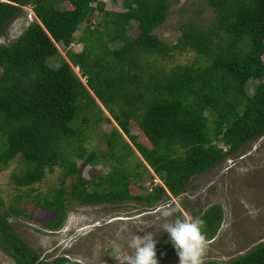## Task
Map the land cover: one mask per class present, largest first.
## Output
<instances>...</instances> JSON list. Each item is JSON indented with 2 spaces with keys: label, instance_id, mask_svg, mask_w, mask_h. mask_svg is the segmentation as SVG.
<instances>
[{
  "label": "trees",
  "instance_id": "16d2710c",
  "mask_svg": "<svg viewBox=\"0 0 264 264\" xmlns=\"http://www.w3.org/2000/svg\"><path fill=\"white\" fill-rule=\"evenodd\" d=\"M62 2L70 8L53 5ZM205 4L214 22L205 28L180 23L174 43L167 45L153 30L164 20L169 0H121L118 12L103 10L99 0H0V34L22 7L28 6L32 15L12 41L0 43V168L13 158L21 162L22 168L9 176L16 187H30L44 171L61 168L58 187L30 197L36 209L50 215L43 227L60 226L68 199L80 205L128 199L126 187L141 173L153 175L159 184L148 190L136 185L142 193L133 198L136 202L153 209L179 198L182 207L191 178L264 134V0ZM94 13L101 14L100 20L91 28L84 25L75 39L80 49L59 58L56 47L70 45L78 25ZM130 22L139 30L134 37L127 35ZM113 43L117 46L109 48ZM185 50L206 62L167 71L155 67L144 79L139 74L142 56L161 59ZM56 57L58 67H49L46 59ZM72 68L80 70L83 82ZM248 79L256 80L250 94L244 90ZM102 110L108 116H100ZM88 119L114 123L100 133L104 149L96 153L83 147ZM129 122L147 148L135 143ZM95 158L106 171L86 187L89 181L80 179L74 162L91 164ZM70 175L74 182L65 195L61 184ZM221 215L215 203L193 214L205 221L207 241ZM0 251L14 264H78L62 256L39 258L12 232L2 211ZM161 254L178 256L168 234L156 243L159 264ZM204 259L205 264H264V241L225 261Z\"/></svg>",
  "mask_w": 264,
  "mask_h": 264
},
{
  "label": "rangeland",
  "instance_id": "374dc122",
  "mask_svg": "<svg viewBox=\"0 0 264 264\" xmlns=\"http://www.w3.org/2000/svg\"><path fill=\"white\" fill-rule=\"evenodd\" d=\"M99 1L103 4V10L121 11V0ZM53 5L59 9L70 8L67 2ZM27 15H30V11L28 6H24L19 14L4 25L0 34L1 44L12 41L22 31L29 21ZM100 16L101 14L94 13L78 25L72 35L71 44L65 48L56 47L58 57L64 60L65 51L77 52L80 44L76 43L75 39L81 28L84 25H88L89 28L95 26ZM183 22L205 28L214 22V14L205 4V0H169L164 20L153 33L159 40L171 45L178 35L177 25ZM127 26V35L136 36L139 30L135 23L130 22ZM115 46H117L115 43L108 44L109 48ZM58 57L48 58L45 62L49 67L56 68L59 64ZM261 58L264 65V55ZM205 62L206 60H201L188 50L172 51L170 55L161 59L142 56L139 60V74L144 79L146 73L153 72L155 67L167 71L174 65H190L194 68ZM72 71L83 82L76 68H72ZM255 82L256 80L252 79L246 81L244 90L247 94L252 92ZM100 116L108 115L102 110ZM90 121L87 120L90 126L85 130L83 147L86 152L96 153L104 149L100 133L107 132L114 123L99 121L92 124ZM129 124V131L134 135L135 143L147 148V142L134 123ZM74 165L80 179L89 181L86 187L93 186L106 171V166L99 158H95L91 164H82L81 160L76 159ZM20 168L22 164L17 158H13L6 166L0 168V211L7 214V222L12 232L44 261L62 256L78 264H118L113 257L114 248L119 246L123 252L130 254L132 250L129 242L134 234L143 237L152 233L156 242L168 234L152 225L163 224L160 213L165 206L178 208L181 216L192 217L197 209L203 210L214 203L220 206L221 220L213 238L207 241L206 259L225 261L264 241V134L246 142L215 166L191 178L182 194L185 200L182 207L178 204L181 200L179 198H169L153 209L136 202L133 198L141 193L136 189V185L148 190L151 185L158 183L153 175L141 173L140 179L134 180L133 185L130 183L127 185L128 199L116 204L80 205L68 199L64 218L56 230H48L41 225V222L50 218V215L36 209L30 197L47 195L58 187L61 168L54 166L51 171H44L40 181L30 187H16L9 176ZM137 170L139 171V168ZM71 182H74L73 175L67 176L61 184L65 195ZM10 208L21 210L23 214L14 215L9 211ZM0 264L14 263L0 251ZM160 264H179V257L161 254Z\"/></svg>",
  "mask_w": 264,
  "mask_h": 264
},
{
  "label": "clouds",
  "instance_id": "9594fccd",
  "mask_svg": "<svg viewBox=\"0 0 264 264\" xmlns=\"http://www.w3.org/2000/svg\"><path fill=\"white\" fill-rule=\"evenodd\" d=\"M176 211L171 206H165L160 213L163 224L152 225L168 233L179 257V264H205L204 258L208 250V242L204 233L205 221L201 216L194 218L190 215H174ZM153 236L152 233L143 237L134 234L129 242L131 253L123 252L117 246L113 250V257L118 264H159L156 255L157 242Z\"/></svg>",
  "mask_w": 264,
  "mask_h": 264
},
{
  "label": "built area",
  "instance_id": "2783aa9c",
  "mask_svg": "<svg viewBox=\"0 0 264 264\" xmlns=\"http://www.w3.org/2000/svg\"><path fill=\"white\" fill-rule=\"evenodd\" d=\"M31 14L30 15H27V18L29 19V21L31 20Z\"/></svg>",
  "mask_w": 264,
  "mask_h": 264
},
{
  "label": "water",
  "instance_id": "95a60500",
  "mask_svg": "<svg viewBox=\"0 0 264 264\" xmlns=\"http://www.w3.org/2000/svg\"><path fill=\"white\" fill-rule=\"evenodd\" d=\"M76 70L78 71V73L80 74V70L76 68Z\"/></svg>",
  "mask_w": 264,
  "mask_h": 264
}]
</instances>
